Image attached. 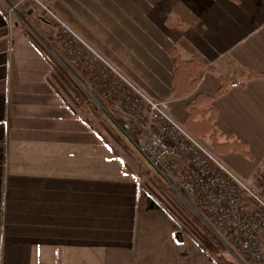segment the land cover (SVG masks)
Instances as JSON below:
<instances>
[{"label":"crops","instance_id":"crops-1","mask_svg":"<svg viewBox=\"0 0 264 264\" xmlns=\"http://www.w3.org/2000/svg\"><path fill=\"white\" fill-rule=\"evenodd\" d=\"M45 1L93 44L134 45L133 58L146 45L159 53L173 45L213 65L189 101L171 104L183 124L186 104L216 95L220 76H230L205 108L217 109L222 141L233 135L264 161V76L247 79L249 69L264 74V0ZM33 48L0 3V264H216L177 234L178 222L138 179L72 130L68 104L33 71ZM234 154L220 156L230 166L244 161Z\"/></svg>","mask_w":264,"mask_h":264},{"label":"built area","instance_id":"built-area-1","mask_svg":"<svg viewBox=\"0 0 264 264\" xmlns=\"http://www.w3.org/2000/svg\"><path fill=\"white\" fill-rule=\"evenodd\" d=\"M37 2L42 5L40 0ZM52 15L61 28L60 42L76 45V32ZM82 43L87 45L83 40ZM78 54L84 65L77 66L87 74V83L91 81L100 91L114 128L134 143L176 194L179 191L190 196L194 202L191 206L219 240L244 255L248 264H264V198L172 114L169 101L155 99L121 75L120 78L101 57L85 48ZM114 103L134 115L136 121L118 122L111 107Z\"/></svg>","mask_w":264,"mask_h":264},{"label":"rangeland","instance_id":"rangeland-1","mask_svg":"<svg viewBox=\"0 0 264 264\" xmlns=\"http://www.w3.org/2000/svg\"><path fill=\"white\" fill-rule=\"evenodd\" d=\"M40 2L42 5H40L37 0H0L12 28H19L24 30V32L30 33L35 39H37L44 52L50 57L47 58L36 48H33L32 57L36 59V62L33 64L34 73L45 74L52 81L61 84L64 79L59 73L60 70L67 73L80 83L82 76H87V74L83 70L80 71L77 66L80 61V55L78 54L79 49L83 47L95 57H101V59L109 65L112 72L119 77L121 75V77L125 78L129 83L138 86L151 97L159 100H167L171 104L174 103L175 98L170 92V75L174 64L173 60L166 56V50L159 53L158 51H154L153 48L155 45H152V47L146 45L150 51L148 50V53L145 56L133 58L134 45H109L107 43L103 45L93 44L94 42L87 41L84 34H81L66 17L62 16L57 10H55L51 2L45 0H40ZM29 11L32 12L30 13ZM52 14L60 17L76 32L79 36L76 45H63V43L60 42L59 35L61 33V28L54 22ZM82 40L85 41L87 45H84ZM138 63L140 65H138ZM88 83L89 85L86 86L88 91L81 83L80 85L85 89L92 101L96 103L103 120L113 129L119 140L114 138L112 132L107 130L90 112L78 108L72 110V130H75L77 135L81 132L86 133L87 137L92 139L94 144L96 143L99 145L104 156L106 155L110 159L118 161L124 174L132 176L136 180L138 179L142 186L165 199V202L167 201L169 205H172L171 203H173L177 207L176 215L180 221H184L183 225L186 221L191 222L193 215L196 216L197 214L190 204L176 194L166 182L159 178L147 161L141 156L138 149L135 148L133 145L134 143L127 141L122 133L114 128L107 112L90 94L92 93L102 105L105 106V102L100 98V91L91 83V81ZM191 98L192 96L185 97V99L173 104L172 107L175 105L176 110H179L178 105L183 106V104ZM111 107L115 113L114 117L118 122L125 123L128 121H136L134 115L121 109L117 103H114ZM181 111L182 113H185V108ZM82 119L86 120L90 127L86 126L81 121ZM201 141L213 153L217 154L212 149L211 143L208 139H201ZM234 155V157H242L244 161L239 164L233 161L234 165L230 166L222 156H219V158L250 189L264 198V161L259 160L257 157H255V160L253 161L252 159L250 160L244 157L240 153ZM243 169H246L248 175H243ZM185 196H187V199L191 204H194L189 195L185 193ZM198 219L201 223L207 226L205 221H202L199 217ZM196 227L199 232L203 231L200 226ZM207 227L212 233H214L209 226ZM184 228L185 227L182 228V226H180L179 232L188 234ZM197 233L198 232H195V234ZM222 244L224 246V254L228 259L234 261L236 264H248L244 255L233 248L230 249L223 242Z\"/></svg>","mask_w":264,"mask_h":264},{"label":"trees","instance_id":"trees-1","mask_svg":"<svg viewBox=\"0 0 264 264\" xmlns=\"http://www.w3.org/2000/svg\"><path fill=\"white\" fill-rule=\"evenodd\" d=\"M173 20V19H172ZM170 20V26H181L182 22ZM28 40L33 46L50 58L46 52L42 49L40 43L30 33L25 32ZM167 55L173 58L174 67L171 74V89L170 92L174 98H183L189 94L194 93L201 81L202 74L205 70L215 71V67L209 64L205 59L198 55H194L189 59L182 57L177 47L173 45L167 46ZM79 64L84 65L83 61H79ZM60 75L63 77L61 84L49 79V82L56 93L64 100L71 111L74 108H78L84 111L90 112L96 119H98L107 130H110L117 140L113 129L106 121L103 120L100 115L99 108L89 97L85 89L74 80L67 73L60 71ZM264 74L260 71L249 69L247 79L262 78ZM81 81L88 86L87 76H82ZM220 87L218 92L214 96L205 95L199 93L196 97L188 102L185 106L187 116L185 119L186 128L196 137L200 139H208L211 143L212 149L217 154H228L231 152L240 153L241 155L252 159V154L247 142L242 141L233 135H227L224 141L221 138L224 136L220 133L216 126L217 109L214 107L205 108L206 105L211 104L215 98L224 95L232 84L230 76H220ZM243 85V84H242ZM86 126L90 127L86 120H81ZM149 194L178 222L180 226L185 227V231L190 235L201 248L209 255V257L216 264H236L234 261L228 259L224 254V246L219 238L212 233L207 226L199 221L197 215H193L191 222H187L183 225L180 221L177 213V207L171 203L169 205L165 199L157 195L156 193L148 190ZM196 226H200L203 231L199 232ZM195 232H198L195 234ZM181 234V232L177 233Z\"/></svg>","mask_w":264,"mask_h":264},{"label":"water","instance_id":"water-1","mask_svg":"<svg viewBox=\"0 0 264 264\" xmlns=\"http://www.w3.org/2000/svg\"><path fill=\"white\" fill-rule=\"evenodd\" d=\"M32 11H30L31 13ZM80 83L82 84V86L87 90V87L80 81ZM88 91V90H87ZM91 96L93 97V99L104 109V106L102 105V103L92 94L90 93ZM177 194L182 197L187 203H189L188 199L185 197V195L179 191H177ZM190 204V203H189ZM191 205V204H190ZM192 207V206H191ZM193 208V207H192ZM193 210L195 211V213L201 218V216L199 215V213H197V211L193 208ZM202 219V218H201Z\"/></svg>","mask_w":264,"mask_h":264}]
</instances>
